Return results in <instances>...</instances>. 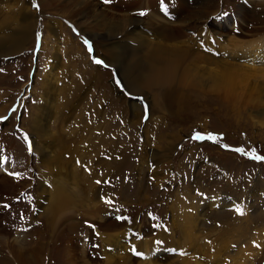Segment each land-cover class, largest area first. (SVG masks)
<instances>
[{"label": "rangeland", "instance_id": "obj_1", "mask_svg": "<svg viewBox=\"0 0 264 264\" xmlns=\"http://www.w3.org/2000/svg\"><path fill=\"white\" fill-rule=\"evenodd\" d=\"M110 3L0 0V264H264V0Z\"/></svg>", "mask_w": 264, "mask_h": 264}, {"label": "bare ground", "instance_id": "obj_2", "mask_svg": "<svg viewBox=\"0 0 264 264\" xmlns=\"http://www.w3.org/2000/svg\"><path fill=\"white\" fill-rule=\"evenodd\" d=\"M136 1V0H135ZM139 2V1H138ZM147 3V2H146ZM111 4V3H110ZM139 4H141V2H139ZM149 4V3H148ZM151 4V3H150ZM112 5V4H111ZM126 6V5H125ZM138 6V5H137ZM144 6V5H143ZM111 7V6H110ZM115 7V6H114ZM118 8V7H117ZM120 8V7H119ZM122 8V7H121ZM130 8V7H129ZM144 8V7H143ZM152 8V10L154 11V10H156L155 8H153V7H150V9ZM139 10H142V8L141 9H139ZM147 10V9H146ZM149 10V9H148ZM108 11V10H107ZM115 11H116V9H115ZM122 11V10H121ZM134 11V10H133ZM144 12V11H143ZM157 12V11H156ZM152 14H150L151 16L152 15H154V12H151ZM140 14V13H139ZM156 14V13H155ZM121 19H123L124 21H130V22H133L134 21V19L133 18H130V17H128L127 15L126 16H123ZM154 19V18H153ZM162 21V20H161ZM190 23V22H189ZM169 24H167L166 25V27L164 28V34L166 35V37L168 38V34H169V37H170V39L173 41H175V42H177V40H180V44L179 45H182L181 47H184V48H186V47H196V46H199L198 45V43L197 42H194V40L195 39H193V38H190V36L187 34V32L184 30V29H182L180 26H168ZM168 29L170 30L169 31V33H168ZM163 30V29H162ZM191 31H193V30H191ZM127 34V33H126ZM205 34H208L207 35V37H206V39L208 40V41H210L212 38H210L211 37V35L208 33V32H200V35L201 36H205ZM217 34H219V33H217ZM141 35V34H140ZM125 36H127V35H125ZM81 37H82V35H81ZM126 38V37H125ZM128 38V37H127ZM142 38H143V36H142ZM188 38V39H187ZM96 39V38H95ZM138 39V38H137ZM147 39V38H146ZM123 40V39H122ZM127 40V39H126ZM135 40V39H134ZM139 40V39H138ZM141 40V39H140ZM139 40V41H140ZM132 41H133V39H132ZM173 41V42H174ZM231 41V40H230ZM127 42V41H126ZM125 42V43H126ZM131 42V41H130ZM145 41H144V39H142V41L141 42H137L138 43V46L141 48V47H143V46H146L147 48H149L148 49V52L149 53H147V60L144 62V61H142L144 64H145V68L150 72V74H151V77L153 76L154 77V80L153 81H150L149 83L147 82L146 83V88H149V90L150 89H152L154 86H159V85H162V84H164L167 88H168V84H169V82L170 83H174V82H171L172 80H174L175 81V72L173 73V72H171V73H168V69L166 68V64L168 63V60H166V57L168 56V51L170 50V51H172V52H175V53H177V52H179V53H181L182 52V49H184V48H180V46H169L168 44L166 45V44H162V43H152V42H150L149 41V44L148 43H144ZM190 42H192V43H190ZM123 43V42H122ZM121 43V46H120V44L118 45L120 48H122V50L124 51L125 50V48H127V45L126 44H122ZM216 43V42H215ZM215 43H212V42H210V43H208L207 45H206V48H209V49H211V54H214V57H218V56H224L225 54V51L224 50H227V53H228V51H229V49L230 50H232L230 47H229V49L227 48L228 46H232V45H230V44H228V46L225 48V49H222V48H217L216 47V44ZM223 43V42H222ZM232 43V42H231ZM258 44H260V43H258ZM209 45H212V46H209ZM256 45V44H255ZM261 45V44H260ZM137 46V45H136ZM245 46V45H244ZM263 46V45H262ZM255 47V46H254ZM264 47V46H263ZM129 48H131V46H129ZM136 48V47H135ZM134 48V49H135ZM205 48V49H206ZM246 48V47H245ZM255 48H258V47H255ZM262 48V47H261ZM184 50H190V49H184ZM262 50H263V48H262ZM256 51V50H255ZM258 51H260V50H258ZM96 52V51H95ZM127 52V51H126ZM107 60V59H106ZM201 60L202 61H205V62H207V63H209V65H214V66H216V68L218 69V70H214L216 73L218 72L219 74H221L222 72H221V69H222V67H223V62L221 61H219L218 59H216V58H212V57H210V56H207V55H205V56H203L202 58H201ZM141 62V63H142ZM138 63V62H137ZM140 64V63H139ZM138 64V65H139ZM121 68H123V67H121ZM229 68V67H228ZM228 68H224L223 67V69L224 70H227L228 71ZM124 74H125V80H126V84H128V87H129V89L130 90H132V89H134L133 90V92H135V93H133L134 95H139V94H141L140 93V90L142 89L141 88V86H142V82H143V80L141 79V78H139V77H137V76H135L134 74H133V70H132V67H131V63L130 64H127L124 68ZM258 69V68H257ZM102 70V69H101ZM226 72V71H225ZM226 73H228V72H226ZM188 74V73H187ZM189 75V74H188ZM222 75V74H221ZM228 75V74H227ZM123 76V75H122ZM216 77L218 76V75H215ZM224 76V75H223ZM222 76V77H223ZM124 77V76H123ZM184 79V78H183ZM215 79V78H214ZM215 80H217V79H215ZM218 80H220V79H218ZM173 85V84H172ZM175 85V84H174ZM191 85V84H190ZM170 86V85H169ZM144 87V88H145ZM185 87V86H184ZM191 88H192V86H190ZM169 88H171V87H169ZM187 88V87H186ZM185 88V89H186ZM176 89V88H175ZM182 89V88H181ZM190 89V88H189ZM171 90V89H170ZM173 90V89H172ZM177 90V89H176ZM188 90V89H187ZM186 90V91H187ZM189 91V90H188ZM187 91V92H188ZM167 92V91H166ZM184 94V93H183ZM174 96V95H173ZM177 96V95H176ZM178 97V96H177ZM183 97V96H182ZM186 97V96H185ZM178 100V99H177ZM179 102V101H178ZM134 104H136L137 106L139 105L138 103H134ZM141 105V104H140ZM183 106V105H182ZM181 107V106H180ZM8 109H9V107H8ZM7 109V110H8ZM142 110V109H141ZM140 112V111H139ZM144 112V111H143ZM143 112L141 111V113H142V115H143ZM140 113V114H141ZM143 117V116H142ZM142 120V119H141ZM60 196H62V195H60ZM61 199H63L62 197H61Z\"/></svg>", "mask_w": 264, "mask_h": 264}, {"label": "snow or ice", "instance_id": "obj_3", "mask_svg": "<svg viewBox=\"0 0 264 264\" xmlns=\"http://www.w3.org/2000/svg\"><path fill=\"white\" fill-rule=\"evenodd\" d=\"M105 3H110L111 0H104ZM34 7H36V5H34ZM140 15H145L144 12H141ZM96 63H101V61L97 60ZM194 139H200V136L199 134H197L196 136L193 137ZM236 151H239V152H242L243 150L242 149H236ZM250 158L253 159V160H256V161H261V162H264V156H260V155H257L256 152H255V149L252 150L251 154H250ZM97 183H99V181H97ZM108 203H111L110 201H108ZM3 207L5 208H8L9 206L8 205H3ZM238 212L239 214H243V211L242 210H239L238 209ZM159 243V241L157 242ZM137 255H139V253H137Z\"/></svg>", "mask_w": 264, "mask_h": 264}]
</instances>
